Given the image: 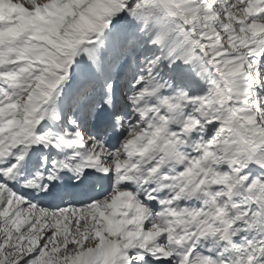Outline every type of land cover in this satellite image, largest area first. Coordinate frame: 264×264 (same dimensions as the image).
Returning <instances> with one entry per match:
<instances>
[{"label": "snow or ice", "instance_id": "6c2138e0", "mask_svg": "<svg viewBox=\"0 0 264 264\" xmlns=\"http://www.w3.org/2000/svg\"><path fill=\"white\" fill-rule=\"evenodd\" d=\"M0 264H264V0H0Z\"/></svg>", "mask_w": 264, "mask_h": 264}]
</instances>
